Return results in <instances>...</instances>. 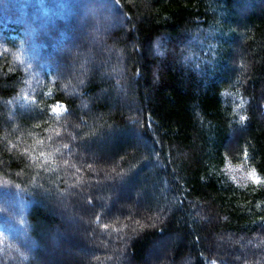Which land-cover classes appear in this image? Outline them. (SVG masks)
I'll use <instances>...</instances> for the list:
<instances>
[{"label":"trees","instance_id":"trees-1","mask_svg":"<svg viewBox=\"0 0 264 264\" xmlns=\"http://www.w3.org/2000/svg\"><path fill=\"white\" fill-rule=\"evenodd\" d=\"M85 17L91 70H77V92L48 57ZM86 143L120 162L111 183L148 212L124 254L92 250L101 262L145 264L178 235L173 262L264 264V0H0V264H35L48 239L78 242L55 228L74 214L68 192L94 185ZM229 162L257 178L235 182ZM119 194L92 210L98 233L134 230L111 218ZM207 210L215 221L198 219ZM226 233L242 237V262L213 250Z\"/></svg>","mask_w":264,"mask_h":264},{"label":"rangeland","instance_id":"rangeland-1","mask_svg":"<svg viewBox=\"0 0 264 264\" xmlns=\"http://www.w3.org/2000/svg\"><path fill=\"white\" fill-rule=\"evenodd\" d=\"M82 21H78L72 24L71 26V39L72 41H69V43L63 47L64 50L62 51H56L52 52V54L48 53L49 56L48 59L56 63L57 68L59 69V72L62 74L63 79H64V87H73V91L79 90L80 87L79 83L76 80V75L77 70L81 69L82 67L87 69L89 72L91 70V62L86 64L85 61H83L84 55L81 53L82 51L78 49L80 46H90L89 42L91 41L90 37L88 36L87 33V26H86V17L85 19L83 18ZM96 23V22H95ZM88 25V24H87ZM71 43V44H70ZM62 48V49H63ZM99 49V48H98ZM68 50V54H64L63 51ZM49 52V51H48ZM47 54V55H48ZM86 58V57H85ZM95 60V59H93ZM91 60V61H93ZM96 66L97 60L94 62ZM100 64V63H99ZM92 67V68H93ZM95 70V68H94ZM82 75L87 76V72L81 71ZM80 75V74H79ZM106 77V76H105ZM75 83L74 86L71 84L72 81ZM234 142H235V137L230 140V145L234 147ZM89 143H86L84 148L83 155L90 159V162H96V159L99 160V162L95 163L96 166L92 165V173H93V179L90 180H85L87 183L93 182L94 185L93 187L88 184L86 189L84 190H78L76 194H71L68 192V195L65 196V201L67 200L68 196H74L73 199L74 202H71L70 200V206H75L74 207V214H70L72 218L76 219L77 224L71 223V219L69 218L70 215L68 214L66 218L61 220V225L59 227H56L55 229L60 228V232H67V235L70 234H79L78 237V242H75L72 240L64 241V243H61V246H53L51 244L52 240L45 241V245L47 247H44L45 249H41L43 251L42 257L39 258L38 261L35 262V264H111V262L118 261V259H113L112 261H107L106 263L104 261L101 262L100 260V255L101 254H93L92 250H108L109 252L112 250H119L122 254H124L123 249L124 246L130 242L131 238H134L136 233L134 232L137 230L136 226H139V224H136L135 222L132 223V219L136 218L138 214L139 217L141 218H148V212H146V206L144 203V200L142 199L139 201V199H136L134 196L132 198L128 197L130 193H135L137 192L134 188L132 191V187L128 188L127 190H123V194L119 192V190H122L123 188H119V183L118 184H112V180L118 179L117 174L114 172V174H110L114 169L115 165H118L120 162L119 161H114L112 160L111 155L109 152L105 149L98 148L96 152L92 149L88 148ZM110 167H108V166ZM107 166V167H104ZM116 167V166H115ZM119 170V168L117 169ZM227 175L230 177V179L234 180L235 182L242 183L246 182L247 180L251 179H256L257 176L253 173L242 167L241 165H236L231 162H229L225 168ZM75 187V183L70 184V188ZM102 189L101 192H98L97 190ZM118 190V191H117ZM45 193H48V191ZM89 193L93 196L92 201L89 197ZM118 195V201L117 203H113V206L115 207L113 210L112 214V219L117 220V219H122V218H128V224L134 230L129 232L127 235H122L119 237H111L108 236L106 233H98L97 228H92L91 223L93 221V214L94 211H103L104 209V204L105 200L103 197H106L108 195L110 196H115V194ZM129 193V194H128ZM67 194V193H66ZM124 196V197H123ZM127 197V198H125ZM127 199V200H126ZM68 201V202H69ZM94 201V202H93ZM52 204L51 202L53 201H47V203ZM67 202V203H68ZM142 202V203H141ZM89 203L88 207L85 206V204ZM93 203V204H92ZM74 204V205H73ZM68 205V204H67ZM93 205V206H92ZM95 206V207H94ZM164 206V205H163ZM163 206L160 205H155L154 208L152 209V216L155 217V214L159 213V209L163 208ZM166 206V205H165ZM164 206V207H165ZM149 208V207H148ZM209 211H206L205 215H199L198 219L201 221H204L205 223H209L210 221L213 222L216 220V216L213 214L208 213ZM63 213V212H62ZM50 214H54L53 216L56 217H61V213L58 212L53 213L49 212ZM154 214V215H153ZM160 214V213H159ZM143 216V217H142ZM146 216V217H144ZM58 218V219H59ZM62 218V217H61ZM138 220V219H137ZM142 221V220H141ZM139 228V227H138ZM69 229V230H67ZM63 237V236H62ZM214 238H216V243L218 242L217 246L213 247V250L216 252H221L222 250H231L230 255V261L231 263H237V262H242V255H244V251H242V247L239 246V249L237 250L238 254H235L234 250L232 249L234 245L238 244L241 240L242 237L239 238H233L229 236L227 233L221 235H213ZM61 238V237H60ZM121 238L125 239V241H120ZM179 240V236L177 235H166L165 240L159 241L158 244L151 247L150 253L147 255L145 259V264H191L192 260L189 257H184L182 259H179V261L173 262V253H172V248H171V241L174 240ZM119 241V242H118ZM71 242V243H70ZM80 242V243H79ZM249 243V242H247ZM251 243V242H250ZM119 246L120 249L117 248ZM44 250L46 251V256H44ZM50 251L52 254H50ZM223 252V251H222ZM47 257V258H46ZM45 258L47 260H45ZM244 258V257H243ZM98 261V262H97ZM97 262V263H96ZM110 262V263H109ZM252 262H243V264H251ZM113 264V263H112Z\"/></svg>","mask_w":264,"mask_h":264}]
</instances>
